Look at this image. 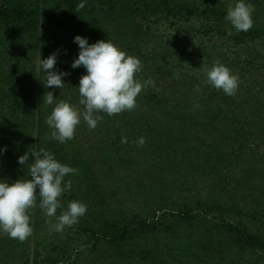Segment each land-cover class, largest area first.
<instances>
[{
    "label": "trees",
    "instance_id": "16d2710c",
    "mask_svg": "<svg viewBox=\"0 0 264 264\" xmlns=\"http://www.w3.org/2000/svg\"><path fill=\"white\" fill-rule=\"evenodd\" d=\"M235 2L86 0L79 8L81 0H0V31H16L20 38L0 44V148H7L0 153V178L9 183L30 179L18 157L43 147L78 170L65 177L72 188L62 196L63 210L72 200L87 205L79 223L56 233L50 231L56 217L45 216L38 198L30 210L33 233L27 240L0 234V264H264V236L227 219L224 194L206 196L218 212L211 216L198 191L222 183L209 176L221 157L208 155L214 143L208 146L196 131L224 136V143L232 145L243 137L250 144L264 129V0H248L255 11L247 32H237L225 20ZM23 33L30 38L26 47ZM77 35L89 44L110 40L139 58L142 71L136 78L151 79L154 86L138 95L133 110L99 114L95 129L81 121L74 138L59 144L46 139L52 131L46 118L55 103L67 101L83 110L78 85L86 70L71 67L80 50ZM228 49L236 54L228 57ZM248 49L256 58L250 53L238 58ZM53 53L54 68L69 73L62 78L63 89L46 88L39 69L40 58ZM217 59L239 77L235 96L207 84L205 69ZM48 91L57 99L53 105L45 103ZM245 144L227 156L241 160ZM192 186L195 199L185 198L175 210L138 204L134 211L128 205L136 204L130 195L136 189L162 202L165 193ZM61 212L57 209V216ZM169 217L177 220L169 224Z\"/></svg>",
    "mask_w": 264,
    "mask_h": 264
},
{
    "label": "clouds",
    "instance_id": "9594fccd",
    "mask_svg": "<svg viewBox=\"0 0 264 264\" xmlns=\"http://www.w3.org/2000/svg\"><path fill=\"white\" fill-rule=\"evenodd\" d=\"M86 0H81L79 8L85 7ZM254 5L248 0H236L227 9L225 20L237 32H247L253 25ZM74 42L79 46L78 58L71 67L83 66L86 74L79 80L78 91L80 105L78 110L67 101L55 103L51 113L46 118V124L52 129L46 139L65 144L75 136L77 126L85 122L89 129H95L101 116H113L124 111H131L137 106L138 95L148 86H154V81L147 79L141 82L137 74L142 71L139 58L126 54L110 40H98L89 44L88 38L77 35ZM57 54L53 53L46 59L39 61V69L46 76L44 86L64 88L63 77L69 73L54 68ZM207 84L227 96H235L239 89V77L218 59L211 68L205 69ZM199 91V87L196 89ZM45 103L53 105V92L46 93ZM145 139L141 137L139 145ZM7 150L0 148V153ZM34 157L29 163V156ZM18 164L26 166L30 179H18L13 183L0 180V234H7L9 238L23 242L33 233L30 210L37 206L46 217H56L51 224L50 231L60 233L66 227L77 223L87 212V205L72 200L64 209L62 196L70 192L71 180H65L70 174L77 173V169L59 162L55 155L46 148L27 150L18 157ZM57 209L62 212L57 216Z\"/></svg>",
    "mask_w": 264,
    "mask_h": 264
},
{
    "label": "rangeland",
    "instance_id": "374dc122",
    "mask_svg": "<svg viewBox=\"0 0 264 264\" xmlns=\"http://www.w3.org/2000/svg\"><path fill=\"white\" fill-rule=\"evenodd\" d=\"M19 1L32 2L34 0H19ZM160 29H163V26ZM14 36L17 37V39H20L18 38L19 34H17L16 31H12V30L0 31V44L4 45L5 42L10 43L11 41L10 37L13 38ZM21 36H24L23 46L24 47L28 46L27 43L28 42L30 43V38L29 37L27 38L25 33H23ZM234 51L228 49L227 52L229 54L228 57H230L232 53H235ZM249 53L252 54L253 58H256L254 53H251V49L250 50L248 49L246 51H240L238 53V55H240L238 58L243 60L245 59V57H247ZM81 125L82 123H80V126ZM85 127H86V123H85ZM196 133L199 135V139L205 138L207 140L208 146L211 143L212 144L214 143V147H213L214 150L213 151L209 150L208 155L209 153H211L212 154L211 157L213 156L214 159L218 155L221 157L220 160L216 159L215 162L212 163V165L215 164V167L213 166L214 167L213 168L211 165V169H213V172L209 176L219 178V181L222 183V185L219 186L218 189L210 185L207 189L198 190L200 191L199 194L203 196L202 198L203 209L210 210L212 208V203L208 202L207 200V198L209 199V197H206L209 195L211 191H213L215 194H217V192L220 194H224L225 197L222 198L223 200L222 204H225V206L227 207V211L225 212L227 219L236 225H240L243 227L245 226V228H247L251 232L258 233L264 236V129L262 135L259 138L255 137L254 139L253 137H251L249 139L250 144L249 143L245 144V139H246L245 137L240 138L238 141L232 143V145L231 143L230 145H226L227 143L226 142L224 143L223 141L224 136H220L217 138L214 134H210V133L209 134L201 133L197 131ZM258 133L259 132H257V134ZM230 135H234V134L232 133ZM229 141L230 138H228V142ZM239 143L245 144L243 152L239 153L241 160L238 159L239 161H233L227 156L226 153L229 152L232 148H234L233 149L234 152L238 154ZM218 146L219 147L222 146L223 149L216 150V147ZM203 151H205V149H203ZM104 170H106V168H104ZM175 173L176 171L173 173V175H175ZM199 177L202 178V176ZM0 180H5V179L2 177L0 178ZM239 181L242 182V186L239 185ZM148 184L149 183H147V185ZM121 185H125V184L121 183ZM195 189L197 188H194V186H192L189 188V190L185 189L184 191L171 190L167 194L166 193L164 194V198L162 199V202L159 201L156 202L152 198L143 197L142 193L139 192L140 189H136L132 193L130 192V195L131 197H133L136 204L129 202L128 205H130L134 209V211L138 210L137 209L138 204L141 207L150 206L154 209L158 208L159 206L158 204H162L164 207H168L170 209L175 210L183 205L185 198L186 200L191 199V197L195 199V193H196ZM235 189L238 191H236ZM122 207L126 208L125 205H123ZM139 212H141V210H139ZM210 215L211 216L218 215V212L216 210H212L210 212ZM175 220H177V217H169L168 219H166V222L169 224H173Z\"/></svg>",
    "mask_w": 264,
    "mask_h": 264
}]
</instances>
